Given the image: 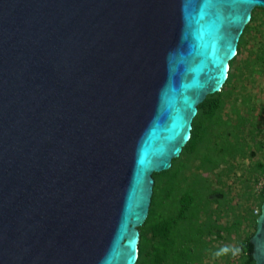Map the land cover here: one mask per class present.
Wrapping results in <instances>:
<instances>
[{"label": "water", "instance_id": "obj_1", "mask_svg": "<svg viewBox=\"0 0 264 264\" xmlns=\"http://www.w3.org/2000/svg\"><path fill=\"white\" fill-rule=\"evenodd\" d=\"M255 7L0 0V264L136 262L152 173L179 156ZM250 240L264 264V192Z\"/></svg>", "mask_w": 264, "mask_h": 264}, {"label": "trees", "instance_id": "obj_2", "mask_svg": "<svg viewBox=\"0 0 264 264\" xmlns=\"http://www.w3.org/2000/svg\"><path fill=\"white\" fill-rule=\"evenodd\" d=\"M261 18L264 8L255 7L239 37L237 52L229 61L224 84L197 105L190 137L179 156L172 158L168 169L160 171L161 178L157 172L152 173V196L148 214L138 227V255L134 264H208L225 245L240 249L233 264H255L250 239L263 202L264 124L260 125L258 115L262 114L264 122V101L260 106L254 101L240 112L232 98H240L244 104L250 99L236 85L241 74L248 70L249 78L264 73ZM252 35L259 37L248 50L246 45ZM227 102L235 115L224 113ZM247 158L250 161L244 163ZM232 183L240 185L236 194L246 201L239 213L234 211L236 205H230L234 199ZM212 194L222 196L211 198ZM237 205L241 208L240 202ZM225 213L231 216L228 223L221 221ZM233 230L238 239L235 246H230L225 242ZM233 256L228 253L216 256V260L224 259L223 263L230 264Z\"/></svg>", "mask_w": 264, "mask_h": 264}, {"label": "rangeland", "instance_id": "obj_3", "mask_svg": "<svg viewBox=\"0 0 264 264\" xmlns=\"http://www.w3.org/2000/svg\"><path fill=\"white\" fill-rule=\"evenodd\" d=\"M256 11H259V13H260L261 10L257 9ZM263 19L264 18H261L262 22H264ZM255 32H257V31H255ZM258 37H257V35H256V38L253 37V35L251 36L249 43H247V45H246L248 50H249V48H252L253 43H255L256 40H258ZM247 53H248V51H246L245 54H247ZM247 72H248V70L245 71V73L243 75L241 74V76H239V81L236 82V85L245 92L246 96L248 95V98H250L249 101H247V103L244 104L240 100V98H237L236 100H235V98L234 99L232 98V100L235 102V107L237 106V109L240 112L245 111L247 106L253 105L254 101L257 104V106H260L264 101V73L262 75L260 74L259 76L251 75L249 78H247L246 77V74H248ZM236 95L237 94H235V97H236ZM229 109H230V102H227V105L224 108V113H230L231 115H235V113L231 112ZM257 109L260 110L258 107H257ZM261 116H262V114L259 113L258 119H259V121L261 120L260 125L263 126L264 122H262L263 118ZM248 161H250L249 158L245 159L244 163H247ZM160 174H161L160 171L157 172V175H159V177H160ZM204 175H207V173H205ZM229 181H228V183H229ZM230 185H233V187H234V188H232V190H233L232 194L234 195V199H233L232 203H230V205H236L235 209H234L235 213L242 212L243 207L246 205V201L241 199V198L239 199V196L236 194L240 185L235 184V183H232ZM258 185H260V183ZM238 202L241 203V208H237ZM231 212L233 213V211H231ZM233 215H234V213H233ZM233 217L234 216H232V218ZM230 220H231V216H228L227 213L223 214V216L221 218L222 223H228V221H230ZM244 228L246 230L250 231V227H246V225H244ZM237 239H238V236H237L236 232L233 230L231 233V238L228 241H226V242L224 241V242H225V244H230V246H235ZM219 243H223V241H220ZM238 254H239V252L234 255L235 257L233 256V259H230V264H233L232 261H235V258L238 257ZM216 259H217V257L215 255H213L212 258H210L208 264H215V263L225 264V263H223V261H225L224 259H218L219 262Z\"/></svg>", "mask_w": 264, "mask_h": 264}, {"label": "clouds", "instance_id": "obj_4", "mask_svg": "<svg viewBox=\"0 0 264 264\" xmlns=\"http://www.w3.org/2000/svg\"><path fill=\"white\" fill-rule=\"evenodd\" d=\"M235 54H236V52H235ZM227 76L228 75H226V77H225V80H226V78H227ZM225 82V81H224ZM224 84V83H223ZM222 84V85H223ZM222 87V86H221ZM220 87V88H221ZM240 251V249L238 248V247H229L228 245H225V246H223V247H221V248H219L215 253H214V255L215 256H222V255H226V254H228V253H232L233 255H235V254H237L238 252Z\"/></svg>", "mask_w": 264, "mask_h": 264}]
</instances>
